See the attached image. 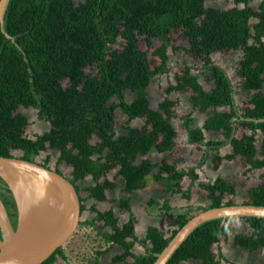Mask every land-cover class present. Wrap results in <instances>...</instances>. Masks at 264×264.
<instances>
[{
    "label": "trees",
    "instance_id": "1",
    "mask_svg": "<svg viewBox=\"0 0 264 264\" xmlns=\"http://www.w3.org/2000/svg\"><path fill=\"white\" fill-rule=\"evenodd\" d=\"M207 1L210 0H9L4 30L0 28V155L36 160L40 153L47 152L39 161L44 166H49L52 154L57 155V164L71 166L70 175L63 168L54 169L75 184L80 193L81 212L86 209L87 197L82 195L77 182L90 176L94 185L86 188L88 196L105 200L107 190L117 186L115 179L108 176L112 171L124 179L126 192L144 188L153 173L156 180L165 181L166 191L189 198L190 192L182 189L181 182L184 177L195 181L199 177L196 167L178 169L165 158L153 161L149 153L154 150L165 153L173 148L176 129L171 119L176 101L168 94L191 89L194 107L200 111L214 109L202 126L190 127V113L184 116L189 142L204 146L202 160L211 159L217 169L223 159L241 155L249 165L248 171L264 167V0L257 9L250 5L251 0H234L242 5L229 8L206 6ZM253 18L256 21L252 23ZM176 32L188 42L185 52L201 60L203 66L185 63L181 72L175 74V82H169L164 99L157 108H152L147 88L156 74L169 71L167 45L162 43L153 49L152 54L159 61L152 66L147 52L141 51L138 43L143 38L151 47L152 38ZM120 40L124 43L118 48L115 45ZM228 50L242 51L237 73L243 88L253 91L249 105L241 113L235 108L229 75L212 58L214 52ZM203 69L214 80L209 90L200 82ZM128 92L133 94L132 98ZM221 106H228L229 110H218ZM21 107L35 108L38 118L49 122V128L29 135L26 132L29 117ZM117 108L127 116L123 134L115 130ZM238 117H242L239 123L251 130L240 137L233 136ZM136 118L143 120L141 126L131 124ZM204 130L222 131L223 138L206 139ZM259 131L263 133L260 149L256 145ZM227 142L232 152L222 155L220 147ZM200 185L207 191L210 203L199 210L234 204L235 182L217 175ZM227 195L231 197L225 200ZM0 197L15 227L17 207L1 177ZM165 201L163 210H169L171 205ZM153 202L156 201H150ZM242 203L264 205V184L249 188L248 199ZM119 206L128 211L123 224L112 208L93 207L95 216L80 221V229L74 235L83 228L89 229L85 235L94 242L87 254L82 252L85 258L80 252L86 264L98 261L115 244L121 245L123 251L113 261L151 264L185 222L199 211L176 214L175 227L169 236L149 226L144 242L150 245L144 254H135L136 215L128 197L120 198ZM232 218L224 222L222 218H214L198 225L168 264L191 258L201 260V264H222V260L231 264L212 246L219 242L220 235H227ZM241 218L252 230L250 234L237 233L235 245L250 251L263 246L264 217ZM105 227L110 230L104 231ZM59 255L68 259V264H76L63 246L41 264H52Z\"/></svg>",
    "mask_w": 264,
    "mask_h": 264
},
{
    "label": "crops",
    "instance_id": "2",
    "mask_svg": "<svg viewBox=\"0 0 264 264\" xmlns=\"http://www.w3.org/2000/svg\"><path fill=\"white\" fill-rule=\"evenodd\" d=\"M228 51H230V50H228ZM217 52H225V51H217ZM213 54H212V58L214 59ZM217 64H219V63H217ZM201 66H203V64ZM169 71H170V68H169ZM168 72L162 73V74H167ZM180 72L181 71L176 72L175 74L180 73ZM206 73H207V77H203L202 75L206 74ZM162 74H156V75H162ZM175 74H174V80L168 81L167 86L169 85V82H173V83L175 82ZM153 78H152V80H153ZM152 80H151V82H152ZM151 82L147 88V93H148V97L150 100V106L152 108H157L159 105V102L162 101L164 99V97L166 96L167 86L164 89L163 99L158 101L156 106H153L151 104V99L149 96V91H150L149 87L151 85ZM200 82L206 90H209L211 87L214 86V80L210 79V73L208 71H206L205 69L202 70V73L200 76ZM240 82H241V78H240ZM233 86H234V84H233ZM240 86H241L240 87L241 90H243V91L247 90V89L243 88L242 82H241ZM247 91H251V90H247ZM171 93H173L175 95L170 96ZM171 93L168 94V97L176 101V104L174 106L175 113L171 119V121L174 124L175 129H176V136L174 138L173 148L170 151L165 152V153H160V152H157L154 150V151H151L149 153V156L151 157V156L156 155L158 153L163 154V156L160 159L158 158V159H152V160L153 161H158V160L160 161L162 158H165L168 163L175 164L178 169H188L190 167H196V170L198 172L199 177L193 182L188 177H184L182 179V182H181L182 183V189L189 190V192H190L189 198H185L181 193H171V192L166 191L165 190V181L156 180L153 176V173H151L148 176L147 183H146L144 188L136 190L135 192L129 193V192H126L124 190L123 184H119V180H121L122 177L120 175L115 176L116 171H113V172H115V174H114V176L111 177L110 172H109L108 173V176H110L109 178L115 179V181L117 182V186L113 189L107 190L105 200H97L93 197L88 196V192L86 191V188L94 185V181L92 180V178L90 176L79 180L81 183V186L80 185L79 186L81 187V189H82L81 191H83L84 196L87 197L86 200L87 199L93 200V202L91 201V205H88L87 203L85 204L86 209L84 210L86 212L89 211V212L93 213V216L86 217L82 220L91 219L95 216L96 212L92 209L93 207H95L96 209H99V210H105L108 208H112L115 212V215L119 218L120 224H123L128 218V211L126 209L120 207L119 202H120V198H122V197L123 198H125V197L129 198L130 206L132 208V211L135 213L136 219H137L136 223H135V234L138 238V241L134 244V247H133V252L135 254H144L146 247L150 245V242H144L145 233H146V230L149 226H154V227L160 229L161 231L165 232L166 236H169L171 234V230L175 227L174 220H175L176 214H178V213L193 214L192 209L198 208V210H199L200 207H207L209 205L210 199L208 198L207 191L200 185V183H203V182L206 183L210 180H213L217 175H220L224 179H226L227 181L235 182L236 183V190H237V182L235 181V178L231 177L229 175L230 174L229 172L225 173L223 171L225 174L221 173V168H224L225 166H228V168L229 167L233 168L235 166L234 165L235 162H237L239 160H244V158L241 155H236L231 160L223 159L221 161V163L219 164V167L217 169H214L211 159H207L206 161L202 160L203 153H204V146L200 145L201 146L200 150H203V151L201 154L198 153L199 155L196 153L194 163L188 165L186 168L178 167L177 161L179 159V156L177 155V156L170 158L168 153H173L174 150L178 149L179 148L178 143H180L181 140L186 142V144L194 145V143H190L188 140V132H187L186 126L184 125V116H186L188 113H190V115L192 117V121L190 122V127L202 126L204 121L206 120V118L213 113L214 109L208 108L206 111H200V109L198 107H194L192 100H191L192 94H193L191 89L186 90V91H172ZM182 93H184V94L188 93L189 94L187 102L190 105V110L187 111L186 113H182V114L179 113L178 117L180 119V121H179L180 124H178V126H177L173 120L174 119L176 120V118H177V114H176L177 106H179L180 102L183 101L181 96H177V95H180ZM235 93H236V91L234 89L233 95H234L235 108L237 109V111L239 113H241L244 110V108L247 105H249V100L253 94L251 95L250 98H248L242 104V106H240V105H237V97H236ZM187 102H186V105H187ZM217 109L222 110V111H228L229 107L228 106H221V107H218ZM136 119H141V118H136ZM241 119H242V117H238L236 123L234 124L233 136L240 137L243 133H250L251 132V130L249 128H247V127H245L239 123V120H241ZM134 126H138V125H134ZM115 130H117V124H116ZM125 132H126V127H125L124 132L118 133V134H123ZM116 133H117V131H116ZM204 134L206 136V139H222L223 138L222 131L204 130ZM215 135H217V138L214 137ZM257 135H261L260 136L261 143L259 146V149H260L261 144H262L263 133L261 131H259L257 133ZM257 135H256V138H257ZM257 140L259 141L258 138H257ZM257 140H256V143H257ZM182 145H185V144H182ZM195 145H196V147H199L198 144H195ZM182 149H184V148H182ZM180 150H181V148H180ZM219 152L222 155H224L225 153L232 152L231 144L229 142L225 143L224 145H222L220 147ZM187 154H189V153L187 152ZM140 158H141V156H140ZM244 162H245V160H244ZM203 165H206V168H204ZM247 166L249 167L248 164H247ZM203 168L208 172L209 171L215 172L214 176L211 177L209 175L210 173H207L209 175V177H207V180H203L202 176H201V173H202L201 169H203ZM255 169H263L264 170V167L254 168V169H251L249 171H254ZM156 170L157 169H155L154 172H156ZM217 170H219L218 173H217ZM123 182H124V179H123ZM261 184H264V182ZM261 184H259V185H261ZM259 185H255V186H259ZM255 186L253 185V186H250L249 188L255 187ZM192 188H193V190H192ZM249 188L247 189V193H248ZM114 196H116V197H114ZM193 198L195 200L199 199L201 202L196 203L195 205H191L192 202H195V200H193ZM151 200H155L156 202L150 203ZM165 200L169 201V204L171 205V208L169 210H163L164 202H166ZM107 201L108 202L111 201L110 205L105 206V207H100V204H102V203L104 204V202H107ZM114 203H116L117 206H115ZM234 203H236V202H234ZM118 211H120V214L118 213ZM197 211H195L194 213H196ZM199 211H201V210H199ZM234 218L237 219L238 217H234ZM234 218H232V219H234ZM230 221H229V224H230ZM243 221H245V220H243ZM83 229L85 230L86 233H88L89 229H85V228H83ZM83 229H82V233L84 231ZM103 230L107 231V230H110V228L105 227ZM137 230H139V235H137V233H136ZM251 230H252V228H251ZM251 230L248 233H246V232H238V233L250 234ZM86 233H83V234H86ZM228 233L225 236L220 235L219 242H216L213 244L212 248L215 252H217V253L221 252L228 259V261L231 264H264V245L256 247L251 251L246 250L244 248H241V247L235 245L234 238H235V235L237 233H235L233 236H231V238H230ZM83 237H86V235ZM88 244L90 247L89 249H92L93 243L91 241H89ZM86 247L88 249V245L81 246V247L79 246V248H78L77 254L79 253V255H76V257L79 258L77 260L78 264H86L87 263L86 260H83L85 258V255H84V253H82V251H83L82 249H84ZM122 251H123L122 246L119 244H115L108 252L100 255L98 261H95L91 264H123L122 261H113V257L116 256L117 254H120ZM70 252L73 254V249H71ZM80 252H81V254L84 255V258H82V259L80 256ZM71 253H69V252L67 253L69 258L72 255ZM127 259L129 261H134L133 257H128ZM67 261H68V259L65 260L63 257H61L59 255V256H57V258L55 259V261L52 264H68ZM224 262L225 261L222 260V264H224ZM178 264H201V260L191 258V259H188L185 261H181Z\"/></svg>",
    "mask_w": 264,
    "mask_h": 264
},
{
    "label": "water",
    "instance_id": "3",
    "mask_svg": "<svg viewBox=\"0 0 264 264\" xmlns=\"http://www.w3.org/2000/svg\"><path fill=\"white\" fill-rule=\"evenodd\" d=\"M9 0H0V28ZM8 35V34H7ZM0 177L17 207L14 227L0 197V264H41L77 231L80 193L64 174L37 160L0 155ZM264 217V205L234 203L209 207L190 217L151 264H168L176 249L201 223L228 217Z\"/></svg>",
    "mask_w": 264,
    "mask_h": 264
},
{
    "label": "rangeland",
    "instance_id": "4",
    "mask_svg": "<svg viewBox=\"0 0 264 264\" xmlns=\"http://www.w3.org/2000/svg\"><path fill=\"white\" fill-rule=\"evenodd\" d=\"M262 0H251L250 1V5L253 8H258L259 4ZM235 5H242V4H236V2L234 0H210L206 2V6H215V7H220V8H229V7H233ZM252 23L255 22L256 20L253 18ZM124 41L120 40L119 43L117 45H115L118 48H121L123 45ZM165 43L167 45V52H168V66L170 68V71L167 74H162V75H156L152 82L151 85L149 87L150 91H149V96L151 99V104L153 106H156L158 101L162 100L164 97V89L167 86L168 81L174 80V74L176 72L181 71V69L183 68L185 63L194 65L196 67H199L203 64V62L199 59H194L193 57L190 56L189 53L185 52L184 47H186L188 45L187 41L184 40L181 36V34L179 32L173 33L170 36H162L159 38H152V46L150 47L146 41L143 38H140L139 43H138V48L141 51H145L147 52V55L150 59V61L152 62L151 65L154 66L158 61L159 58L157 56H154L152 54L153 49L162 44ZM173 46H178L177 49H173ZM214 60L219 63L223 68H225V70L227 71V74L229 75L232 83L234 84V89L236 91L235 95L237 97V105L242 106V104L251 97V95L253 94V91H247V90H241V82H240V78L237 74V67L239 65V61L242 57V52L241 50H230V51H225V52H215L213 54ZM87 71H89V68H87ZM203 77H207V73L202 75ZM67 79L64 80V84H66ZM175 94L171 93L170 96H174ZM128 96L130 98L133 97V94L131 92H128ZM177 96H181L182 98V102H180L179 106H177L176 108V114H177V118L176 120L174 119V123L178 126V124H180V119H179V113H186L187 111L190 110V105L187 102V99L189 97V94H180ZM187 102V105H186ZM28 117H29V124L26 127V132L29 135H33L34 133H41L45 130H47L50 126L49 122L44 121L42 119H39L37 116V110L35 108L29 107V108H20ZM116 121H117V134L118 133H122L125 131V127H126V122H127V116L126 114H124L119 108L116 109ZM133 125H138L141 126L143 123L142 119H135L131 122ZM219 136V135H218ZM260 136L261 135H257V138L259 139V141L257 140V147L259 149L260 146ZM215 138H217V135L214 136ZM220 137V136H219ZM185 144V145H182ZM178 149L174 150L173 153H168L169 157H174V156H179V159L177 161L178 167H182V168H186L188 165L193 164L195 161V156L196 153L201 154L203 150H200L201 146L199 145V147H196V145H191V144H186V142L184 141H180V143H178ZM181 148V150H180ZM184 148V149H182ZM199 150H198V149ZM187 152L189 154H187ZM20 153V152H17ZM47 152H42L40 153L37 157L36 160L37 161H42V159L46 156ZM49 154H52V152H49ZM198 154V155H199ZM57 155L52 154L50 162H49V166L51 168H55V167H59V168H63L64 171L70 175L71 172V166L67 165V164H57L56 160H57ZM163 156V154H156L151 156L152 159H160ZM234 167H229L225 166L224 168H221V173H227L229 172L231 177L235 178V181L237 182V194L233 197V201L236 203H242L243 201L248 199V193H247V189L250 186H255V185H259L261 183L264 182V170L263 169H255L254 171H248L247 168L248 166L246 165V163L244 162V160H239L237 162L234 163ZM204 168H206V165H203ZM202 167V166H201ZM201 169L202 173V179L203 180H207V177H209V175L211 177L214 176L215 172L212 171H206L205 169ZM219 170H217L218 173ZM224 171V172H223ZM207 173H210L209 175ZM224 173V174H225ZM115 172H110V176H114ZM68 176V175H67ZM109 176V177H110ZM78 185L81 186L80 181H78L77 183ZM119 184H123V178H121V180H119ZM193 190V188H192ZM115 192V191H114ZM82 195L84 196L83 191H81ZM116 197V196H114ZM229 197H231L230 195H227L225 197V200H227ZM193 200H195L193 198ZM91 201L93 202L92 199H87L85 201V204L87 203L88 205H91ZM111 201H107L104 202V204H100V207H105L110 205ZM201 202L199 199L195 200V202H192L191 205H195L196 203ZM115 206H117L116 203H114ZM207 205V204H206ZM117 209V208H116ZM193 213L195 211L198 210V208L192 209ZM179 212V211H178ZM118 213L120 214V211H118ZM93 216V213L89 212V211H83L81 214V220L86 218V217H91ZM241 222V223H240ZM230 229H229V236L231 238V236H233L235 233L238 232H246L248 233L251 230V227L245 222L243 221V219L241 218H234L230 221ZM80 229L79 226L77 228V230ZM84 230V229H83ZM83 233H86L85 230L83 231ZM82 233V230H79L77 235H74V237H71L67 243H65L63 245V248L65 250L66 253H71L70 250L73 249V254L70 256V259L73 263L78 264V257H76L77 255V251L79 246H85L88 245V249L89 247V241H91L94 245V242L85 236V234ZM137 235H139V230L136 231ZM71 240V241H70ZM89 240V241H88ZM87 247L82 249L85 254H87L88 251ZM90 250V249H89ZM196 262V261H195Z\"/></svg>",
    "mask_w": 264,
    "mask_h": 264
},
{
    "label": "flooded vegetation",
    "instance_id": "5",
    "mask_svg": "<svg viewBox=\"0 0 264 264\" xmlns=\"http://www.w3.org/2000/svg\"><path fill=\"white\" fill-rule=\"evenodd\" d=\"M7 211H8V209H7ZM8 213H9V216H10V219H11V221H12V223H13V217L11 216V214H10V212L8 211ZM16 222H17V217H16ZM14 224V223H13ZM1 236V235H0Z\"/></svg>",
    "mask_w": 264,
    "mask_h": 264
},
{
    "label": "clouds",
    "instance_id": "6",
    "mask_svg": "<svg viewBox=\"0 0 264 264\" xmlns=\"http://www.w3.org/2000/svg\"><path fill=\"white\" fill-rule=\"evenodd\" d=\"M234 218V217H233ZM241 218V217H240Z\"/></svg>",
    "mask_w": 264,
    "mask_h": 264
}]
</instances>
